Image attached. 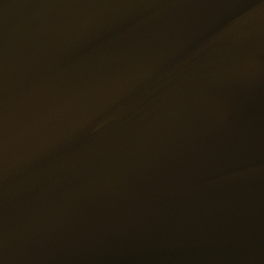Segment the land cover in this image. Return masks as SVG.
Segmentation results:
<instances>
[{
	"label": "water",
	"instance_id": "1",
	"mask_svg": "<svg viewBox=\"0 0 264 264\" xmlns=\"http://www.w3.org/2000/svg\"><path fill=\"white\" fill-rule=\"evenodd\" d=\"M0 264H264V0H0Z\"/></svg>",
	"mask_w": 264,
	"mask_h": 264
}]
</instances>
